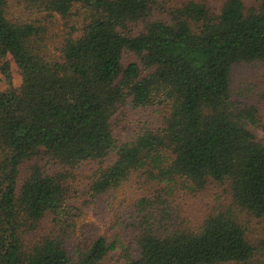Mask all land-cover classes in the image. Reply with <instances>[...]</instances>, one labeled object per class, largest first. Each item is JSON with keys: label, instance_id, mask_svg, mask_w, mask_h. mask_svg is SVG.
Wrapping results in <instances>:
<instances>
[{"label": "trees", "instance_id": "obj_1", "mask_svg": "<svg viewBox=\"0 0 264 264\" xmlns=\"http://www.w3.org/2000/svg\"><path fill=\"white\" fill-rule=\"evenodd\" d=\"M14 1L22 17L0 0V264H264V235L240 220L264 219V144L256 107L231 92L236 66L264 62V0ZM43 13L69 31L48 36ZM126 104L163 107L162 123L117 138ZM134 174L121 231L85 222L75 237L84 203ZM81 177L87 198L70 203ZM216 182L228 204L198 206Z\"/></svg>", "mask_w": 264, "mask_h": 264}, {"label": "rangeland", "instance_id": "obj_2", "mask_svg": "<svg viewBox=\"0 0 264 264\" xmlns=\"http://www.w3.org/2000/svg\"><path fill=\"white\" fill-rule=\"evenodd\" d=\"M8 3V10L11 15L17 18L23 16L22 4L18 5L14 0H8ZM39 16H43L42 20L43 24L47 27V34L53 39L59 35L63 36L65 32L69 31L71 23L62 19L60 16L54 13H43ZM7 60L11 75V85L14 88H18L21 84V76L13 60L10 57H7ZM122 60L124 64L129 61H139L130 52H125ZM6 87L5 77L0 71V90H5ZM231 90L234 100L242 101L243 103L256 107L258 121L255 126L251 127V130L256 138L264 144V62L236 66L231 76ZM157 109L156 111L149 110V112H146L143 109H133L128 104L123 105L111 118L115 136L122 140H128L144 125H149L150 127L160 125L164 115V108L160 107ZM80 181H82L79 183L80 185L76 189H72L69 193L70 203L72 201L78 203L80 200L87 198L83 191V184L87 182V179L81 177ZM141 192L142 190L138 186V178L134 174L129 182L114 191V196L89 198V202L84 203L81 215L76 219L77 223L73 229V235L75 237L80 236V226L85 222H93L97 232H104L106 234H111L115 231L120 232L122 226L112 228L110 223L114 220L115 214L125 211L128 202L135 195L139 196ZM194 201L200 203L198 206H206L208 209L225 206L229 202L227 184L220 182L210 184L206 191L200 194L198 199L196 198ZM49 220V217L44 219L40 225L39 233H46L50 230ZM240 220L246 225L249 238L252 242H256V240H259L264 235V219H252L242 214ZM121 233L123 234V232ZM32 238L35 237L30 235L29 240ZM66 238L65 236V240ZM69 240L67 243L68 248L72 249L73 240L71 238Z\"/></svg>", "mask_w": 264, "mask_h": 264}]
</instances>
